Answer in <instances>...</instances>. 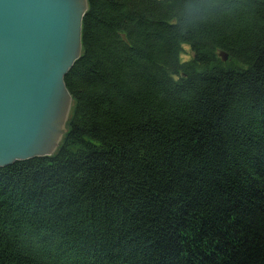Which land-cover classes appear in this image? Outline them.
Segmentation results:
<instances>
[{"label": "trees", "instance_id": "obj_1", "mask_svg": "<svg viewBox=\"0 0 264 264\" xmlns=\"http://www.w3.org/2000/svg\"><path fill=\"white\" fill-rule=\"evenodd\" d=\"M82 48L57 152L0 167V264H264V0H88Z\"/></svg>", "mask_w": 264, "mask_h": 264}, {"label": "water", "instance_id": "obj_2", "mask_svg": "<svg viewBox=\"0 0 264 264\" xmlns=\"http://www.w3.org/2000/svg\"><path fill=\"white\" fill-rule=\"evenodd\" d=\"M88 0H0V167L59 149ZM222 60L227 53L219 51Z\"/></svg>", "mask_w": 264, "mask_h": 264}, {"label": "rangeland", "instance_id": "obj_3", "mask_svg": "<svg viewBox=\"0 0 264 264\" xmlns=\"http://www.w3.org/2000/svg\"><path fill=\"white\" fill-rule=\"evenodd\" d=\"M183 48H184V50H183V53L181 54V58L188 59L191 56V51L187 45H184ZM218 54H219V52H218Z\"/></svg>", "mask_w": 264, "mask_h": 264}, {"label": "bare ground", "instance_id": "obj_4", "mask_svg": "<svg viewBox=\"0 0 264 264\" xmlns=\"http://www.w3.org/2000/svg\"><path fill=\"white\" fill-rule=\"evenodd\" d=\"M225 61V60H224Z\"/></svg>", "mask_w": 264, "mask_h": 264}]
</instances>
